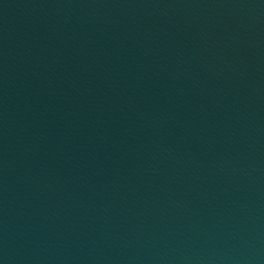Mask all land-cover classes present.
Here are the masks:
<instances>
[{"label":"water","instance_id":"obj_1","mask_svg":"<svg viewBox=\"0 0 264 264\" xmlns=\"http://www.w3.org/2000/svg\"><path fill=\"white\" fill-rule=\"evenodd\" d=\"M0 264H264V0H0Z\"/></svg>","mask_w":264,"mask_h":264}]
</instances>
